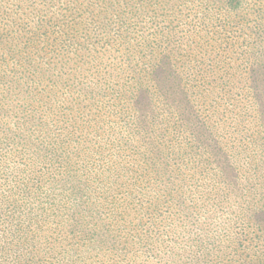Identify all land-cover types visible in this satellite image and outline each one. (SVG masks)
<instances>
[{"label": "rangeland", "instance_id": "obj_1", "mask_svg": "<svg viewBox=\"0 0 264 264\" xmlns=\"http://www.w3.org/2000/svg\"><path fill=\"white\" fill-rule=\"evenodd\" d=\"M152 1L108 7L115 20L102 31L97 7L86 17L59 0H4L17 14L38 11L48 29L26 55L29 78L0 64V264H252L255 245L264 248V38L228 46L222 8ZM122 20L133 24L124 38ZM212 98L210 119L201 108ZM164 138L173 154L190 138L208 168L166 157ZM23 146L33 169L53 152L66 165L4 180L25 174ZM215 166L225 183L212 199Z\"/></svg>", "mask_w": 264, "mask_h": 264}, {"label": "trees", "instance_id": "obj_2", "mask_svg": "<svg viewBox=\"0 0 264 264\" xmlns=\"http://www.w3.org/2000/svg\"><path fill=\"white\" fill-rule=\"evenodd\" d=\"M9 3L11 0H7ZM41 1V0H40ZM51 2V0H49ZM156 1V0H154ZM201 8H222V10L225 13V17L219 19V21L223 24V29L226 32L225 36L228 37L224 43H227L228 46H234L236 38L241 37L240 44L244 45H250L255 42L257 38H264V0H200ZM19 0V4L16 5V7L22 8H28L31 5H34L33 3H39V0ZM138 4V3H145L148 5L156 4L152 0H59L58 6H64V7H71L68 9H77L78 6L85 7L81 10L82 13L86 14V17H90L92 11L89 9V7H97L98 9L95 10L96 13L102 18L100 25L102 27V31H104L105 27L109 25V22L114 21V13L111 8L114 5L121 6L124 5L126 7L129 3ZM216 3H219L220 5H216ZM21 5V6H20ZM0 8H3L1 10L2 13L9 14L12 19L6 18L2 15H0V64L4 65L5 63H8V60L12 61V64L15 66L11 68L13 74L18 73L19 71L23 72L28 71V78L30 77V68L24 63L29 61L26 57L27 53L29 52H38L39 49V38L43 36L46 39V33L48 28H43L40 30L41 27L45 26V24H38L39 21L44 20V17L38 12L33 11L31 13L22 12L21 14H17L13 9H7L6 4L4 0H0ZM106 8V9H105ZM0 12V13H1ZM205 15V14H204ZM202 15L199 17L202 19L204 17ZM216 18V17H215ZM36 21L35 24H31V22ZM85 21V19H84ZM215 21H218L217 19ZM11 23V28H6L8 23ZM121 24V29L119 31L118 36L120 38L126 37L130 31L129 28L131 27L132 22H126V20L119 21ZM216 23V22H214ZM16 24V25H15ZM15 25V26H14ZM14 27V28H13ZM110 27V26H109ZM112 29V27L110 28ZM40 30V33H39ZM51 32L48 33H52ZM38 34H40L39 37ZM101 34V33H100ZM86 36L90 37L93 34H85ZM134 38V37H133ZM59 41V49L62 51L66 49L64 44ZM38 48H36V47ZM56 47V46H55ZM243 47V46H241ZM22 63V64H21ZM152 64H155L156 62L152 61ZM26 66V67H25ZM2 71V70H0ZM0 78H3L2 74L0 73ZM16 82L20 80V77H17L14 79ZM143 81V79H137L136 82V88L138 85ZM10 82H13V80H10ZM30 85L29 82H25ZM112 91H116L117 98L121 99V92L117 91V88H112ZM193 95H196L194 92ZM183 97H187L186 102L189 101L192 102V100L187 96L184 95ZM182 97V98H183ZM193 99V98H192ZM196 105L198 103L193 99ZM124 101V100H122ZM181 103V101H179ZM216 100L214 98L205 101V103L202 105L203 108H201L203 111H205V115L211 119V116L214 115L215 111H211L214 109ZM119 103H123L119 101ZM190 109L192 110V106L190 105ZM124 110V106L121 107V115L123 117H126V111ZM184 112L180 111V116H183ZM179 117V115H178ZM180 122L177 121L176 123ZM214 122V120H213ZM180 126H182V123H178ZM138 125L135 127L136 132H139ZM174 127V123H173ZM114 127H112V130ZM175 130V128H174ZM114 131V130H113ZM160 137V136H159ZM170 139H162L160 141V144H162L164 147L168 149L166 157L170 158L172 155L175 158H187L188 161H193L204 167V169L208 168V164L203 158L197 159L196 156L198 155L197 150L193 148V143L190 138H184V146H181L179 150L177 151V154H173V152L170 150V144L168 143ZM3 144L8 146V141L2 142ZM2 144V145H3ZM0 145V155L4 154L1 150H6L5 147H1ZM169 145V146H168ZM28 154V151L26 150V147L23 146L22 150L17 154V164H19V167L17 168L18 173L21 171H25V174H23L22 178L14 175L5 174L4 180L10 178L11 180H17V181H23V180H35L36 174L39 170L44 169V172L47 175L52 176V169H50L52 166L54 167V170L57 169V172H61L62 168L66 165L65 159L66 157L63 156V152H53V154L46 153L43 156L39 157L36 161L37 169H33L29 166V164H22L21 159ZM125 157V154L120 153L119 156ZM160 155L157 153H152L149 156V165L150 166H156L159 162H161ZM211 153L208 150V157L210 158ZM8 158H11L10 156ZM41 159V161H39ZM4 159H1L0 157V163H4ZM7 163V162H6ZM8 164V163H7ZM215 168V181L211 184L208 191V198L212 196V193H217L218 185L224 184L225 179L222 177L223 173L219 166L213 167ZM203 170L200 171L202 173ZM36 181V180H35ZM135 196V194H133ZM141 198H136V201L140 200ZM165 200H163L164 202ZM130 204H133V200L129 201ZM236 219L239 221V217H236ZM234 220L235 225L238 227V229L235 230V234L241 233L244 231L243 228L245 227L243 222H238ZM233 223V226H234ZM15 229V226L13 227ZM225 233V239L228 242L233 243V239H228L230 235L224 231ZM258 238L260 236H257ZM238 245L235 246V249L243 248L245 245L242 244V242L238 239ZM1 247V246H0ZM255 253L254 256H251L249 261L252 262V264H262L261 257L264 254V248L263 246L255 245L254 247ZM262 252L261 255H258L256 252ZM206 256L204 255V258ZM247 258V257H246ZM209 264V262H208Z\"/></svg>", "mask_w": 264, "mask_h": 264}]
</instances>
